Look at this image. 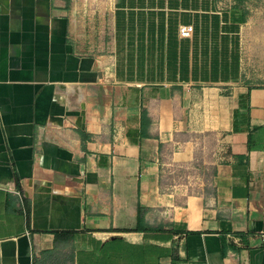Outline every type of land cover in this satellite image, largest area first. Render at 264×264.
I'll use <instances>...</instances> for the list:
<instances>
[{"label":"crops","instance_id":"crops-1","mask_svg":"<svg viewBox=\"0 0 264 264\" xmlns=\"http://www.w3.org/2000/svg\"><path fill=\"white\" fill-rule=\"evenodd\" d=\"M249 1L0 0V264H264Z\"/></svg>","mask_w":264,"mask_h":264},{"label":"rangeland","instance_id":"rangeland-1","mask_svg":"<svg viewBox=\"0 0 264 264\" xmlns=\"http://www.w3.org/2000/svg\"><path fill=\"white\" fill-rule=\"evenodd\" d=\"M249 10L254 15L250 23L245 26L242 35V64L243 72L249 81L264 84V0H252L248 2ZM199 168V167H198ZM213 167L205 170L199 168L174 167L173 177H166L164 184L171 183L186 184L188 176L196 174L195 183L190 187V191L201 190V185L205 183V190H210V177ZM199 174V175H198Z\"/></svg>","mask_w":264,"mask_h":264},{"label":"built area","instance_id":"built-area-1","mask_svg":"<svg viewBox=\"0 0 264 264\" xmlns=\"http://www.w3.org/2000/svg\"><path fill=\"white\" fill-rule=\"evenodd\" d=\"M194 26L193 25H180L179 26V34L182 37H191L193 33ZM15 193L20 195V191L16 190Z\"/></svg>","mask_w":264,"mask_h":264},{"label":"trees","instance_id":"trees-1","mask_svg":"<svg viewBox=\"0 0 264 264\" xmlns=\"http://www.w3.org/2000/svg\"><path fill=\"white\" fill-rule=\"evenodd\" d=\"M244 2H246L247 0H243ZM181 167V166H180ZM182 167H185V165H183ZM216 173V170L213 168L212 169V173H211V175H214ZM212 179L210 178V181H211Z\"/></svg>","mask_w":264,"mask_h":264}]
</instances>
